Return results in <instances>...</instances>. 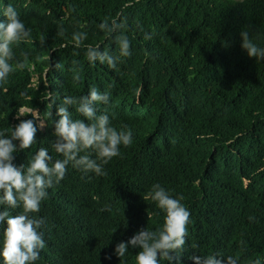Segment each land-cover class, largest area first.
<instances>
[{"label": "trees", "instance_id": "1", "mask_svg": "<svg viewBox=\"0 0 264 264\" xmlns=\"http://www.w3.org/2000/svg\"><path fill=\"white\" fill-rule=\"evenodd\" d=\"M8 5L30 30L13 46L17 59L28 55L29 67L0 84V131L19 123L20 107L37 109L41 119L52 113L43 129L34 122L36 142L13 163L27 166L41 147L53 161L63 159L50 145L56 107L92 87L110 97L97 114L132 133V144L103 165L105 175L68 165L47 190L33 214L46 222L34 264H135L139 249L119 258L114 248L141 228L162 226L164 212L147 198L154 184L182 196L190 212L179 264H193L194 253L264 264V60L240 47L242 30L264 47V0H0V22ZM105 19L124 20L130 40L131 55L115 68L86 55L88 45H99L119 56L114 37L98 27ZM77 32L87 34L79 48ZM48 92L56 101L51 109Z\"/></svg>", "mask_w": 264, "mask_h": 264}, {"label": "clouds", "instance_id": "2", "mask_svg": "<svg viewBox=\"0 0 264 264\" xmlns=\"http://www.w3.org/2000/svg\"><path fill=\"white\" fill-rule=\"evenodd\" d=\"M5 21L0 22V84L6 83L9 75L16 70L29 67L28 55L22 54L23 59H17L13 51L14 45H19L30 38V30L19 18L18 12L8 5L3 10ZM125 21L105 19L98 27L108 38L115 39L118 44L119 56L110 55L99 45L87 46V59L90 63L99 61L107 63L111 68L116 67L120 57L131 55L130 40L122 33ZM63 34V29L61 33ZM151 39L150 35L145 37ZM240 47L246 51L248 57L264 60V47L258 46L249 37L247 30L240 32ZM87 39V34L77 32L72 35L74 46L79 48ZM45 41L42 38L41 44ZM59 69L61 65H52ZM76 79H79L77 76ZM49 109L56 103L51 92L47 93ZM109 95L101 93L92 87L87 95L79 98L65 96L63 103L56 107L52 149L63 159L53 161L45 147L39 148L28 161L27 166H16L13 161L18 151L29 149L36 142L37 127L35 121L51 118L47 112L41 119L40 112L33 107H20L16 110L15 119L19 123L10 132L0 131V260L2 264H34L40 258V251L45 247V220L36 218L33 214L40 210L41 202L48 196L47 190L64 179L67 166L80 170L87 175L94 173L105 175L103 165L120 154L121 146L132 144L131 130L117 131L110 126L107 114L98 113V105L109 103ZM74 108L79 117L74 119L69 108ZM31 115V119H21ZM85 120L87 123H85ZM81 153H87L81 155ZM91 153H95L92 158ZM164 212L161 227L148 230L145 227L138 230L126 242H119L114 248V254L121 258L129 248L139 249L135 255V264H160L161 260L167 264H179L184 251L188 235L189 210L181 203L183 197L174 198L159 184L152 185L148 197ZM22 209L19 214L10 215L9 209ZM250 219H252L250 217ZM6 225V226H5ZM193 264H238V257L223 256L219 253L201 256L194 253L189 257ZM254 264H261L256 260Z\"/></svg>", "mask_w": 264, "mask_h": 264}, {"label": "water", "instance_id": "3", "mask_svg": "<svg viewBox=\"0 0 264 264\" xmlns=\"http://www.w3.org/2000/svg\"><path fill=\"white\" fill-rule=\"evenodd\" d=\"M43 129V128H42Z\"/></svg>", "mask_w": 264, "mask_h": 264}]
</instances>
